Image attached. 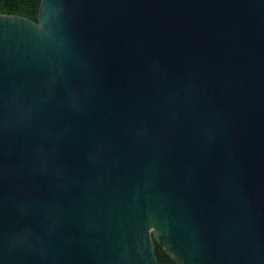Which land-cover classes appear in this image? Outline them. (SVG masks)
I'll return each mask as SVG.
<instances>
[{"label":"water","instance_id":"water-1","mask_svg":"<svg viewBox=\"0 0 264 264\" xmlns=\"http://www.w3.org/2000/svg\"><path fill=\"white\" fill-rule=\"evenodd\" d=\"M264 264V0H40L0 13V264Z\"/></svg>","mask_w":264,"mask_h":264},{"label":"trees","instance_id":"trees-1","mask_svg":"<svg viewBox=\"0 0 264 264\" xmlns=\"http://www.w3.org/2000/svg\"><path fill=\"white\" fill-rule=\"evenodd\" d=\"M40 0H0V13L18 14L36 20ZM158 264H176L169 255L152 239Z\"/></svg>","mask_w":264,"mask_h":264}]
</instances>
